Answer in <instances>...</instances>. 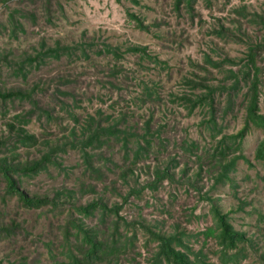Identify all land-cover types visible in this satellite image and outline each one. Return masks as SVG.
Wrapping results in <instances>:
<instances>
[{
    "label": "rangeland",
    "instance_id": "obj_1",
    "mask_svg": "<svg viewBox=\"0 0 264 264\" xmlns=\"http://www.w3.org/2000/svg\"><path fill=\"white\" fill-rule=\"evenodd\" d=\"M174 4L175 0H139V4L132 0H53L49 6L48 0H0V88L5 91L12 88L27 90L38 86L43 99L38 106L28 99L0 100V136L8 137L6 124L12 122L40 136L41 142L49 138L58 148L63 146L66 149H59L56 156L61 162L60 166L49 164L48 171L26 179L23 188L27 192L58 197L56 201L62 205L66 202V197L61 192L66 187L77 189L73 205L64 208L59 206L57 210L49 206L28 212L22 208L16 196L8 195L6 202H3L1 196L5 195V183L0 182V224L8 223L11 219L20 223L14 231L13 228L10 230L12 240L6 234L0 241V257L4 264H21L25 258L27 262L23 264H52L57 259L68 261L69 248L74 249L78 242L74 235L66 238L64 230V226L71 222L68 220L72 212L83 217L89 227L106 230L110 235L114 233V223L120 220L114 213L104 215L97 210L93 216L86 217L75 209L104 198V185H111L115 180V189H110L103 201L109 202L110 207L117 203L123 205L121 215L134 223L145 218L149 225L161 223L162 230L166 232H175L176 228L189 232L192 236H184L183 240L195 252L205 246L203 244L206 237L201 234L210 227H216L217 221L210 202L212 197L222 212L230 215L235 228L247 232L248 237L252 238L253 246L242 264H264L260 259V255H264V163L255 159L258 143L264 138L263 130L253 129L244 141V155L250 163L239 160L237 170L230 173L232 180L218 183L216 173L212 174L215 167L207 163L202 165L197 157L184 152L186 147L182 144V140H187L190 144L192 139L198 140L202 146L207 144V130L202 126L204 113L199 111L188 116L182 105L174 104L165 97L159 103H146L140 107L133 101V97L142 91L139 81L123 84L113 91L110 81H104L100 85L98 77L104 79L101 69L111 57H115L113 52L108 55L93 54L90 60H71L68 55H64L62 60L47 56L38 70L28 73V78L15 70L28 55L49 54L52 48H57L60 44L73 47L81 43L108 44L114 47L121 45L124 49L129 45L140 44L147 46L151 53L159 54L162 59H168L172 68L181 70L180 73L174 72L171 79H164V95L169 97V92L180 93L187 89L181 76L194 68L192 60L204 61L207 52L218 56V59L228 55L242 60L246 58L250 44H256L263 38L264 26L260 15H264V0H194L193 17L185 3L181 4L179 13L175 11ZM30 11H34V14L29 15ZM129 11L141 16L144 25L151 27V31L138 29L131 20ZM50 12L51 21L48 18ZM12 13L24 23L23 30L12 22ZM222 26L232 28L239 37L231 38L230 41H227L229 37L215 39L211 35L212 30ZM212 40L218 44V51L211 47ZM130 55L125 53L127 59L121 60L129 65L128 69L136 67L133 65L135 56ZM238 66L241 67V64ZM238 66L225 64L227 69H238ZM151 73L156 74V70ZM58 86L63 91L59 95L55 94ZM261 106L264 113V84ZM98 108H102L105 114L112 115L121 108L129 110V120H139L142 126L143 119L147 120L153 114L152 129L161 128L162 140L170 145L158 154L159 160L156 159V149V155L140 165L158 163L166 166L172 158H176V168L173 169L176 181L170 183L167 180L165 186L156 189L147 188L141 200L132 195L128 203H124L122 195H118L119 191L126 195L133 185L140 189L147 185V180L150 179L147 168L138 169L129 183L115 176L114 170L117 168L111 163L103 167L106 174L103 180H98L97 176L87 172L81 152L74 150L72 146H65L72 131L66 132L65 129L76 124L74 114L84 123L86 114L96 115ZM45 110L49 113L52 111L56 118L63 117V130L55 120L49 118ZM20 113L23 114V122L14 120L16 114ZM133 114L135 117H131ZM117 115L119 116L118 112ZM242 116L243 113L237 119H233V114L228 116L224 123L230 126V133L242 128ZM48 151L41 144L38 147H21L18 152L19 158L25 161L39 158ZM102 152L105 157L112 156L115 162L124 163L125 151L121 144L106 147ZM2 155L0 153V157ZM186 162L189 166L187 177L179 182ZM103 164L101 162V166ZM109 167L114 170L110 172ZM202 170L203 175L197 185H191L189 181L197 179L195 174ZM169 212L171 216L168 215ZM126 229L127 226L122 221L120 231L125 236ZM75 230L77 228L72 227V231ZM132 235L135 245L123 250L122 260H98L96 264H148L154 256L157 243L150 238V233L143 230ZM100 236L103 238L102 232ZM214 243L215 250L206 246L204 250L211 261L221 264L216 255L219 247L214 239H211L210 248ZM123 247L120 246L122 249ZM20 259L22 262L16 263Z\"/></svg>",
    "mask_w": 264,
    "mask_h": 264
},
{
    "label": "trees",
    "instance_id": "obj_2",
    "mask_svg": "<svg viewBox=\"0 0 264 264\" xmlns=\"http://www.w3.org/2000/svg\"><path fill=\"white\" fill-rule=\"evenodd\" d=\"M48 1L49 6H51L53 0ZM132 1L139 4V0ZM193 1L175 0L174 9L179 13L181 11V4L185 3L189 13L193 17L195 12L192 6ZM23 14L28 16L27 13ZM33 14L34 11L29 15ZM128 14L138 29L145 32L151 31V27L144 25L141 16L131 11ZM260 16L264 26V15ZM11 17L12 22L22 27L23 30L24 23L19 18H15L14 13L11 14ZM48 18L51 21V12ZM241 30H243L242 25ZM211 35L215 39L229 37L227 41H230L231 38L239 37V34L232 28H226L225 26H222L220 29H213ZM158 36H161V33H158ZM211 45L213 50L218 51V44L215 40L211 41ZM93 46L96 47L92 50ZM109 52H113L115 57H111L108 64H105V67L101 69L104 79L98 77L100 85L104 81H110L111 90L113 91L116 88H121L123 84L139 81L142 91L139 95L133 97V101L140 107L146 105V103H159L165 97L174 104L182 105L187 111L188 116H192L199 111L204 113L202 126H205L207 130V137L209 138L207 144L202 146L195 139H192L190 144L187 140H182L183 142H181L186 147L185 153L190 154L191 157H197L202 165L207 163V165L210 164L211 167H215L212 174L216 173L215 178L218 183L232 180L230 173L237 170L239 160H245L247 163H250V160L244 155V141L253 129L264 131V113L261 106L262 85L264 84V34L263 38L259 39L256 44H250L245 59L237 60L228 55L223 59H218V56L207 52L204 56V61L192 60L191 64L194 68L181 76V80L187 85V89H184L180 93L169 92V97L164 95L166 93L164 91V79L165 77L171 79L174 72L180 73L181 70L179 68H172L168 59H162L159 54L151 53L147 46L140 44L129 45L126 49L121 45L114 47L108 44L89 45L81 43L74 47L72 45L60 44L59 47L52 48L49 54L28 55L21 64L15 67V70L23 74L24 78H28V73L38 70L42 64V60L47 59V56L62 60L64 55H68L71 60H74V58L75 60H90L93 54L108 55ZM125 53L135 56V64L133 65H136V67L128 69L129 65L121 61L123 58L127 59ZM227 63L237 66L241 64V67L238 66V69H234L233 67L227 69L225 67ZM154 70H156V74L151 73ZM219 75H222V77ZM61 88L58 86L55 94L59 95L60 92H63ZM38 89V86L27 90L12 88L5 91L0 88V100L6 101L11 99L14 101L16 99H28L32 104L38 106L43 100ZM100 92L99 90L98 93L100 94ZM76 100L78 101L77 97ZM77 104L80 106L79 103ZM45 111L49 118L55 120L58 127L63 130V117L56 118L51 113L52 111L50 113L47 110ZM116 112L119 113V116H116ZM242 113V128L237 132L230 133V126L224 122L228 120V116L231 114H233V119H237ZM74 115L76 124L65 129L66 132L72 130L70 133L71 138L65 142V146H72L74 150L81 152L87 172H91V174L97 176L98 180H103L106 178L103 167L105 164L111 163L116 165L117 170L111 167L108 170L110 172L114 170L115 176L129 183L128 181H132L136 176L138 169L144 170L147 168L149 170L150 179L147 180V185H144L141 189L133 185L134 187L130 193L126 195H123V192L119 191L118 195H122L124 203H128L132 195H136L138 200H141L143 192L147 188L156 189L165 186L167 180L170 183L176 181V176L173 172V169L176 168L174 167L176 158H172L166 166L158 163L156 165L152 163L140 165L150 159L152 155H156V149V159L159 160L158 154L162 150H166L170 145L165 144V141L162 140L163 133L161 132V128L152 129L153 114L149 119H143V126L139 120H129V110H124V108H121L119 111L116 110L114 115L105 114L102 108H98L96 115L91 113L86 114L84 123L79 121L80 118L76 114ZM131 117H135L134 114ZM14 120L25 121L21 113L16 114ZM6 126L9 131L8 137L0 136V153H3L0 157V182L5 183V195L1 196L3 202H6V196L8 195L16 196L19 198L22 208L28 212L42 210L49 206L57 210L59 206H63L61 208H64L68 205H73L72 201L77 196V189L75 188L66 187L61 192L66 197V202L62 203V205H60L61 202L56 201L58 197L51 198L46 194H31L23 188V183L27 178H34L39 176L41 172L48 171L49 164L60 166L61 162L57 160L56 156L60 152L59 149L63 151H66V149L63 146L62 148H58V146L53 144L54 141L49 138L41 142L40 136L30 132L24 126H18L12 122L7 123ZM41 144L49 149L41 157L25 161L19 158L18 151L21 147H38ZM116 144H121L124 148L123 164L115 162L112 156L105 157L102 152L106 147L115 146ZM209 145L211 148H208ZM255 159L264 163V138L258 143ZM101 162H104L102 166ZM188 167V162H186V168L181 171L179 182L187 177ZM202 175L203 170L195 174V178L197 179H191L189 181L191 185H197ZM115 181L117 182V180ZM133 181L138 183L137 180ZM116 182L111 185H104V198L110 189H115ZM91 187L93 188V186ZM104 198H100L99 201H93L86 206L76 207L77 209L75 210L86 217L93 216L97 210L102 211L104 215L114 213L120 219L114 223V233L110 235L106 230L102 229L101 231L100 229L91 228L86 224V220L83 217H78L72 212L70 214L71 218L68 220L71 222L64 226V230L66 238L74 235L78 242H76L74 249L69 248L68 261L57 259L52 264H96L98 260H120L123 250L135 245L132 233H136L138 230L150 233V238L157 243L154 256L148 264H216L210 260V257L204 250L205 246L210 250L216 249L215 243L210 248L211 239H214L219 247L216 255H218L221 264H242L248 258L249 250L253 246L252 238L248 237L247 232L237 230L231 222L230 215L223 213L220 206H217V202L212 197H210V202H212L214 218L217 221L216 227H210L201 234L206 237L203 244L205 246L198 252H195L183 240L184 236L187 238L192 236L189 232H183L179 228H176L175 232H166L162 230L161 223H158L159 225H149L145 218L134 223L121 215L123 205L117 203L114 207H110L109 202L103 201ZM168 215L171 216L170 212ZM122 221L127 226L126 236L120 231ZM19 225L20 223L15 219H11L8 223L3 222L2 225L0 224V226H3L0 227V241L6 234L12 240L9 234L10 230L13 228L14 231L16 226ZM72 227H76L77 230L72 231ZM101 232L103 238L100 236ZM51 244L49 245L51 246ZM121 245L124 246L123 249L120 248ZM260 259L264 263V255H260ZM21 262L22 260L20 259L16 263ZM24 262H27V258L21 264ZM0 264H4V260L1 257Z\"/></svg>",
    "mask_w": 264,
    "mask_h": 264
}]
</instances>
